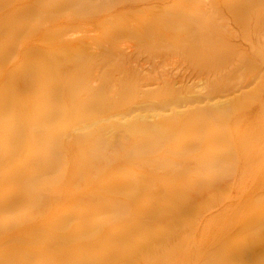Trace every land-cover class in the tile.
Masks as SVG:
<instances>
[{
  "label": "bare ground",
  "instance_id": "6f19581e",
  "mask_svg": "<svg viewBox=\"0 0 264 264\" xmlns=\"http://www.w3.org/2000/svg\"><path fill=\"white\" fill-rule=\"evenodd\" d=\"M102 10L90 0H0L4 264H162L165 243L190 221L183 215L229 199L233 189L249 199L247 211L264 208V166L257 165L264 148L258 134L239 131L247 99L236 80L195 89L182 80L157 83L154 72L129 65L125 32L71 37L70 24ZM41 12L52 23L40 46L20 50ZM66 13L71 23L54 21ZM159 24L153 36L163 33ZM199 37L195 48L209 44L213 52L211 36ZM18 53L23 59L5 69ZM8 216L16 225H7Z\"/></svg>",
  "mask_w": 264,
  "mask_h": 264
},
{
  "label": "rangeland",
  "instance_id": "374dc122",
  "mask_svg": "<svg viewBox=\"0 0 264 264\" xmlns=\"http://www.w3.org/2000/svg\"><path fill=\"white\" fill-rule=\"evenodd\" d=\"M90 2L100 10L109 7L98 16L86 19L84 24H70L71 37L79 38L89 30L90 35L98 38L115 28L125 32L122 47L129 55H126V59L130 57L127 59L129 65L138 70L154 72L157 83L168 80L175 85L182 80L183 85L195 89V85L209 84L215 80H236L235 89L241 90L247 99L241 110L239 131L258 134L259 144H262L260 149L264 148V0ZM242 4H245L248 13L240 10ZM10 7L12 5L4 6L1 11ZM71 15L66 13L54 21L58 24L71 23ZM40 17L43 21L37 32L23 36L20 50L40 46L41 35L52 23L47 20L46 13L41 12ZM172 17V24L164 27L163 20ZM190 18L193 22H189ZM158 22L156 32L163 33L153 36ZM199 36H211L215 44L213 52L208 49L209 44L195 48L194 41ZM15 59L19 63L23 55L18 53L13 56L5 69H11ZM110 71L112 76L121 75L122 78L124 75L121 69ZM240 72L244 73L243 76H238ZM221 75L224 79L220 78ZM186 90H182V95ZM186 101L184 99L181 103ZM235 162L238 163V173L246 162ZM263 162L264 158L257 165L264 166ZM226 178L228 182L236 179L233 176ZM235 192L236 189L231 190L230 198L216 206L201 209L198 213L194 210L195 213L189 216L183 215L182 219L190 221L185 226H179L173 234L174 239L165 243L162 264H264V208L247 211L245 202H250L249 199L235 195ZM199 199L193 200L197 206ZM259 201L264 202L262 198ZM255 221L261 228H255ZM6 223L8 226L16 225L10 216ZM15 248L18 252V238ZM257 251H262V254L255 255ZM4 263L0 259V264Z\"/></svg>",
  "mask_w": 264,
  "mask_h": 264
}]
</instances>
